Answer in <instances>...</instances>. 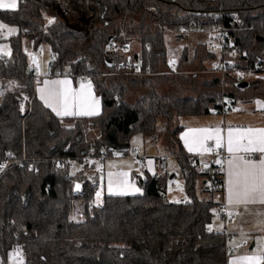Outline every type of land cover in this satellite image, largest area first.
Wrapping results in <instances>:
<instances>
[{
  "label": "trees",
  "instance_id": "obj_1",
  "mask_svg": "<svg viewBox=\"0 0 264 264\" xmlns=\"http://www.w3.org/2000/svg\"><path fill=\"white\" fill-rule=\"evenodd\" d=\"M230 14L236 20L226 32L228 47L215 54L198 45L203 55L197 61H226L234 51L237 68L264 63V0H17L14 10L0 8V24L16 30L5 39L0 29V43L7 42L10 50L8 56L0 53V80L19 82L30 97L25 114L19 110L18 91L6 93L0 103V165L9 162L0 173L3 264L13 252L22 264H227L223 238L205 232L219 204L213 195L216 187H200L203 175L182 149L177 119L209 114L223 96L238 104L264 98V93L251 81L241 87L215 76L199 84L197 95L184 97V83L192 80L181 72L192 62L183 51L177 73L171 71L164 37L179 34L190 23L200 22L204 29L225 23ZM45 17L53 21L46 23ZM25 40H35L36 48L49 47L48 75L62 76L68 70L90 77L101 98V114L69 122L45 108L34 96ZM132 40L141 46L144 66L153 76L163 67L168 74L182 75L173 83H183V88L160 95L153 76H106L109 63L119 59L106 51L107 44ZM126 83L145 92L128 102ZM241 91L243 98L238 97ZM135 134L156 143L164 137L162 149L175 159L187 200L168 201L171 174L164 157L157 159L156 176L137 180L141 195H105L97 206L92 203L97 188L83 168L71 174L70 167L56 168L51 162L90 150L121 151ZM29 164L36 173L27 169ZM75 182L82 184L78 194L72 192ZM74 201L83 203L84 219L77 222L69 219Z\"/></svg>",
  "mask_w": 264,
  "mask_h": 264
},
{
  "label": "crops",
  "instance_id": "obj_2",
  "mask_svg": "<svg viewBox=\"0 0 264 264\" xmlns=\"http://www.w3.org/2000/svg\"><path fill=\"white\" fill-rule=\"evenodd\" d=\"M4 2L10 3L11 0H4ZM0 8L14 10L17 8V0L14 9ZM174 35L177 36L180 35V33ZM23 42V49L26 55L28 52L27 57L29 64L37 58L31 52L30 41L25 40ZM208 43L211 45L210 41H208ZM205 46L207 49V43ZM211 46L213 52L218 54L215 44ZM45 47L48 50V56L45 51L46 49H44ZM38 48L42 51V57L39 59V63L43 76L37 81H34L35 98L55 117L63 121H69L70 119L79 117L94 118L99 116L102 112V102L95 91V84L89 89L87 85H83V87L75 86L73 80L70 78L48 75L49 62L51 60L50 49L45 45H41ZM8 54L4 55L8 56ZM179 54L180 52L178 50L175 51V53H168L166 49L169 68L170 65L172 66L174 64L173 61L178 59ZM62 81H67V83H59ZM0 88V103L2 97L8 92L18 91L20 95L23 94V86L14 80H0ZM66 97L69 111L73 113L79 111H96L97 114L57 115V111L63 113L65 110ZM95 101H98V104L95 103ZM48 104H51L52 107H49ZM243 104L245 107L237 106V109L232 114L225 116L211 110V112L206 115L179 117L177 119V124L182 129L179 132L178 138L184 152L188 155L200 157L204 167H208L211 163L210 158L207 157L209 148H222L227 152L229 157L225 163L223 186L216 188V191L213 193V195L218 193L217 202H226L228 207L236 212V218L228 226V231L232 236L227 245L234 249V252L227 257V264H264V196H261L259 192L261 181L259 176H257L255 180H245L244 176L245 170L249 168L245 163L246 161H251L253 164L259 165L260 161L264 159V152L245 150V148L249 146L247 136L251 135L258 138L260 133L257 130L264 129V98L254 99ZM53 108H56V111H53ZM249 129L253 130V132L248 133ZM230 133L232 151L228 150ZM133 137L130 138L131 143L129 140L128 145L122 147L121 151L111 150L112 148L109 149V151L118 153L119 157L115 159L108 158L103 163V177L99 186L101 194L103 196L141 195L142 189L137 184V180H143L146 176H156L157 159L164 157L166 170L171 174L168 183V191L178 192L180 195H184V198L180 200H187L183 182L180 176L176 175L177 169H174L175 163L173 160L175 159L172 155H167L162 149L166 144L164 142L162 143V141L156 143L150 138H144L142 135L141 138ZM140 141L143 143V147L135 145L137 146L135 148H139L146 156V162L143 172L139 174V172L136 171V164L128 157V154L131 150L135 149L131 147V144H137ZM145 141L153 146V149H149L146 152ZM218 142L220 146H217ZM189 148H191L192 151H189ZM147 153L150 154V156ZM244 155L252 157L244 160L242 158ZM74 184H76L75 190L80 193L82 191V184L79 182H75ZM171 185L175 188L171 189ZM253 185L257 187L256 192L251 191ZM77 186H79V188H77ZM137 189H139V191H137ZM168 194L166 195L167 199ZM96 196L97 191L95 193V197ZM248 257H254L256 259L248 260L246 259Z\"/></svg>",
  "mask_w": 264,
  "mask_h": 264
},
{
  "label": "built area",
  "instance_id": "obj_3",
  "mask_svg": "<svg viewBox=\"0 0 264 264\" xmlns=\"http://www.w3.org/2000/svg\"><path fill=\"white\" fill-rule=\"evenodd\" d=\"M227 18L228 20L225 23H219L207 29H204L200 22L184 25L180 29V34H188L194 32L195 30L206 31L215 40L219 50L221 51L228 47L226 43V32L230 27H232L236 20V16L235 14H230ZM30 44L31 52L36 56L37 59L27 65V70L33 80L37 81L43 76L39 63V59L42 57V51L40 48L35 47V40H31ZM145 50L148 51L149 46L146 45ZM106 51L109 52V54H113L115 57L119 58L117 61H112V63H109L108 72L105 73L106 76L130 78L154 75L149 67L144 66V59L140 52L141 47L139 52H135L130 44H118L113 41L107 44ZM231 54L236 55L234 51L230 52V57ZM52 59L55 60L56 56L53 55ZM233 60L234 59L232 58L226 61L214 60L210 63V65H208L207 68H204L202 71L204 73L214 75L217 78H220L222 81H225V77H231V79L237 83L247 82V80L253 79L255 76H264V63L254 62L247 68H237ZM176 67L177 66L173 64L172 71L177 73ZM181 73L183 74V72ZM62 76L72 79L75 86L88 85L89 83L91 86H94L93 80L84 74L74 76L70 71L66 70L63 72ZM114 99H117L116 95H114ZM236 109L237 104L234 102V100L231 97L223 96L219 107L214 111L217 114L225 116L232 114ZM118 157L119 154L113 151H101L99 154H94L93 151L90 150L88 154L78 158L61 157L58 159H51V162L56 168H63L65 166L72 168L75 164H78L80 168L85 170V176L91 185L93 187L99 188L101 179L103 177L104 161L108 158L115 159ZM128 157L131 158L136 164V171L139 172V174L142 173L145 168L146 156L141 152V150L139 148L131 150L128 154ZM207 157L210 158L211 163L208 165V167H204L200 157L196 155H188L189 163L195 165L198 168L200 174L203 175L200 187L203 190L211 191L214 186L216 188L223 186L225 163L229 155L222 148L211 147L209 148ZM251 157L252 156L249 155L242 156L244 160H247ZM7 166H9L8 161L2 163L0 165V173ZM27 169L29 171H33L34 173L37 171L33 164H29ZM212 176L220 180V182L216 185H212ZM75 186L76 184L73 185L72 192L74 194H78L79 191L75 190ZM170 188L174 189L175 187L171 185ZM161 195L163 196V193H161ZM215 214L222 224V227L218 229L207 228L205 229V232H212L215 235L223 238L225 244V255L226 257H229L234 252V249L227 245L232 236L228 231V226L236 218V212L230 209L226 202L222 201L217 205ZM0 264H2L1 259Z\"/></svg>",
  "mask_w": 264,
  "mask_h": 264
},
{
  "label": "rangeland",
  "instance_id": "obj_4",
  "mask_svg": "<svg viewBox=\"0 0 264 264\" xmlns=\"http://www.w3.org/2000/svg\"><path fill=\"white\" fill-rule=\"evenodd\" d=\"M46 19V23L53 21L51 18L45 17ZM8 29H14V28H4V30H2V36L3 38H8L10 35L14 34L16 32L12 31L9 32ZM168 33V32H167ZM191 32L188 34H180L175 36L174 34H172L171 32L168 33L167 35H165L164 37V45L166 47V49L168 50V53H175V51H179V57L181 55V53L184 51L186 53V58L188 62H192L191 65L190 63L187 65V67L189 68H185V71H183V76H189L192 80L191 82L186 81L184 83L186 90L182 93V95L184 97L186 96H190V95H197V90L199 89V84L201 82H203L206 79H214L215 76L211 75V74H207L204 73L202 70L204 68H207L208 65H210V63L212 62L209 59H203L200 63L197 61L199 56H202V49L198 48L197 46L200 45V47L205 46V44L207 43V51L211 52V53H216L213 52V50L211 49V45L216 46V49L220 52L219 47L217 45V43L215 42V40L210 36V34L206 31H199V32ZM208 41L211 42V45L208 43ZM214 43V44H213ZM130 45L132 46L133 50L138 52L140 49L139 44H137L136 41H131ZM44 49H46V54L48 56V50L45 47ZM217 51V53H219ZM0 53H4V54H8L10 53V50L8 49V43L7 42H2L0 43ZM197 53V55H196ZM28 55V52H27ZM196 55V56H195ZM178 57V58H179ZM231 58L235 59L236 55H232L231 54ZM174 65L177 66L178 64V59L173 61ZM198 64V65H196ZM195 65V66H194ZM194 66V68H193ZM192 67V68H191ZM170 70L172 71V66L170 65ZM158 71L159 74L157 76H153V80L155 81V90L158 94L160 95H165L167 93H170L175 86H178L180 89L183 88L182 84L180 83L182 81H176V83H180V84H176L174 86V81L177 77L182 76V75H174V74H168L166 73L165 69L162 67L160 68ZM156 75V74H154ZM192 75H196V76H192ZM163 77V78H161ZM228 79H231V77H225V81H228ZM251 81L252 84L257 87V92L258 93H264V76L260 77V76H255L253 77V79H249L247 80ZM243 83V82H242ZM144 91V89H141L140 87H131L130 84L126 83L125 84V90H124V96H125V100L128 102H133L134 100H136L140 94H142ZM256 92V93H257ZM23 94L20 95L18 94V96L16 97V100L18 101L19 104V110L21 114H25L27 112V105L30 102V97L28 96L27 92L24 90L23 88ZM0 95H1V88H0ZM238 97L243 98V94L242 91L240 92V94H238ZM237 106L240 107H245V105L243 104L244 102L239 101L237 102ZM85 132L89 133V129H88V125L85 126ZM91 133V131H90ZM134 137L137 138H141V135L136 134ZM133 137V138H134ZM163 141L165 143L164 137L162 138ZM146 142V148L145 151L147 152L149 149H153V146H151L149 143ZM131 143V140H130ZM138 145L139 147H143V143L140 141L137 144H131V147L135 148ZM148 154V153H147ZM150 156V154H148ZM173 162L175 163V168L177 169V165L175 160H173ZM80 166L78 164H75L72 168H71V174H74L77 170H79ZM170 169V168H169ZM176 175H179V170H177ZM179 178V177H178ZM97 193H99V197L94 195V198L92 200V203L94 202V205H100L102 203V194L100 191V188L96 189ZM96 193V192H95ZM168 201L170 202H178L181 201L180 199L184 198V195H180L178 192H174V191H168ZM208 196V195H207ZM214 199L217 201L218 199V193H215L214 195ZM82 201H74L71 203V212L69 215V219L72 221H81L84 219L83 213H82ZM91 206V205H90ZM211 226L213 228H221L222 224L220 223V221L218 220L216 214L214 213V217H213V222L211 224ZM17 254L15 252H13L10 255V259L8 260L7 264H22L20 261L17 260ZM3 264V263H2Z\"/></svg>",
  "mask_w": 264,
  "mask_h": 264
},
{
  "label": "snow or ice",
  "instance_id": "obj_5",
  "mask_svg": "<svg viewBox=\"0 0 264 264\" xmlns=\"http://www.w3.org/2000/svg\"><path fill=\"white\" fill-rule=\"evenodd\" d=\"M0 7L2 8H12L14 9L16 7V0H11L10 3H5L4 0H0ZM4 28H7V25H4V24H0V29H4ZM9 32H12V31H15L14 29H8ZM53 83H57V82H53ZM59 83H67V81H62V82H59ZM83 87V85H82ZM87 87L90 89L91 88V84L89 83L87 85ZM43 99V97H42ZM46 103H48L47 101H45ZM95 103L98 104V101H95ZM49 107H52L51 104H48ZM53 111H56V108H53ZM73 115V114H76V115H94V114H97L96 111H79V112H76V113H73L72 111H69L68 110V103H67V97L65 98V110L63 111V113L57 111V115ZM260 135L258 138L254 137V136H247V139H248V147L245 148L246 151H260V152H264V129H261V130H257ZM253 130L249 129L248 130V133H252ZM217 146H220L219 145V142H218V145ZM229 151H232V146H231V133H230V139H229V148H228ZM189 151H192L191 148H189ZM249 168L245 170V173H244V176H245V180H248V179H252V180H255L257 176H259L260 178V186H259V192L261 194V196H264V159H262L260 161V164L259 165H255L253 164L251 161H246L245 162ZM77 188H79V186H77ZM137 191H139V189H137ZM251 191L252 192H256L257 191V187L255 185H253V187L251 188ZM99 193H97V196L99 197ZM239 195V194H238ZM247 195V193H246ZM211 230V229H210ZM248 260H253V259H256L254 257H248L246 258Z\"/></svg>",
  "mask_w": 264,
  "mask_h": 264
},
{
  "label": "water",
  "instance_id": "obj_6",
  "mask_svg": "<svg viewBox=\"0 0 264 264\" xmlns=\"http://www.w3.org/2000/svg\"><path fill=\"white\" fill-rule=\"evenodd\" d=\"M240 86L241 87H246L247 86V83L246 82H243V83H241L240 84ZM112 148V147H111ZM111 150H114V148H112ZM220 182V180H218L217 178H215V177H211V183H212V185H216V184H218Z\"/></svg>",
  "mask_w": 264,
  "mask_h": 264
}]
</instances>
